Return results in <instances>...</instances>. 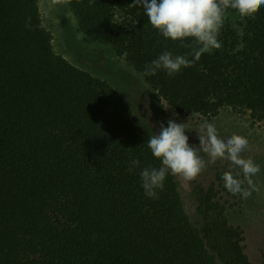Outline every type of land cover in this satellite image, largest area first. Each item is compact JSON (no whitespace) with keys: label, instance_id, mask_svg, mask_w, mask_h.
<instances>
[{"label":"trees","instance_id":"16d2710c","mask_svg":"<svg viewBox=\"0 0 264 264\" xmlns=\"http://www.w3.org/2000/svg\"><path fill=\"white\" fill-rule=\"evenodd\" d=\"M64 1L81 33L120 59L126 51L142 76L163 51L190 49L164 39L134 0ZM143 78L165 126V105L207 117L229 106L263 121L264 8L244 18L237 44ZM148 138L119 93L54 52L38 0H0V264H254L221 202L223 172L197 190L200 228L172 175L159 199L144 196L128 164L159 166Z\"/></svg>","mask_w":264,"mask_h":264},{"label":"rangeland","instance_id":"374dc122","mask_svg":"<svg viewBox=\"0 0 264 264\" xmlns=\"http://www.w3.org/2000/svg\"><path fill=\"white\" fill-rule=\"evenodd\" d=\"M38 4L42 24L52 35L54 52L80 70L108 83L130 106L136 123L149 136L158 131L163 120L155 103V91L143 76L120 59L110 45L99 43L81 33L74 14L64 0H38ZM243 22L244 18L238 13L225 14L219 33L221 46L218 49H227L233 43H238ZM231 31L234 33L231 34ZM164 108L168 118H174L178 123H186V134L191 145L199 147L196 130L203 121L214 123L221 136L235 133L248 139L249 146L242 156L253 159L261 168L252 178L255 186L252 195L241 198L227 191L223 192L221 202L226 206L229 223L240 227L243 232L244 251L249 260L254 264H264V120L255 121L248 111L237 112L229 106L221 107L211 117L193 112L178 113L167 105ZM200 154L205 160L208 159L202 151ZM230 167L232 166L229 161L217 159L190 181L172 175L183 210L196 228L202 227L204 223L197 207V190L206 188L214 180L216 173L224 172Z\"/></svg>","mask_w":264,"mask_h":264},{"label":"clouds","instance_id":"9594fccd","mask_svg":"<svg viewBox=\"0 0 264 264\" xmlns=\"http://www.w3.org/2000/svg\"><path fill=\"white\" fill-rule=\"evenodd\" d=\"M88 2L92 4L95 0ZM133 5L142 8L148 23L164 39L190 43V49L185 54L174 55L165 50L146 63L143 76L148 77L155 76L161 70L168 76H174L182 68L199 60L204 53L220 48L219 33L226 12L232 9L241 18L250 17L264 8V0H134ZM127 55L125 51L121 58ZM186 130V123L168 118L166 126L162 122L159 130L149 136L147 147L152 157L159 161V166L142 167L138 157H129L128 171L136 172L139 169L144 196L157 200L165 188L168 175L190 181L208 164L224 159L232 166L221 175L225 189L241 198L250 197L255 187L252 178L261 168L253 159L242 156L249 146L248 139L235 133L221 136L214 123L203 121L196 130L199 139L197 147L189 143ZM201 151L206 154L207 160L201 156Z\"/></svg>","mask_w":264,"mask_h":264}]
</instances>
